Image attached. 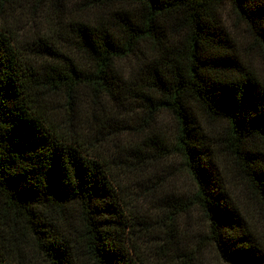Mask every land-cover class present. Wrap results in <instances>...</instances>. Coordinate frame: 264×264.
Listing matches in <instances>:
<instances>
[{
    "label": "trees",
    "instance_id": "1",
    "mask_svg": "<svg viewBox=\"0 0 264 264\" xmlns=\"http://www.w3.org/2000/svg\"><path fill=\"white\" fill-rule=\"evenodd\" d=\"M208 253L264 264V0H0V264Z\"/></svg>",
    "mask_w": 264,
    "mask_h": 264
},
{
    "label": "rangeland",
    "instance_id": "2",
    "mask_svg": "<svg viewBox=\"0 0 264 264\" xmlns=\"http://www.w3.org/2000/svg\"><path fill=\"white\" fill-rule=\"evenodd\" d=\"M169 165L172 169H170L168 171L166 170L167 171L166 174L173 172V177L171 180L175 182V185L177 187L176 189H178L177 191L181 194H184V195L189 194L191 191L190 190L191 185H190L189 181L183 176L182 171L181 170L177 171V169L179 168V166L177 165V162L170 163ZM161 173H163V175H165V172H161ZM207 256H208V261H209L208 264H219L218 262H216L214 260L213 257H211V254L208 253Z\"/></svg>",
    "mask_w": 264,
    "mask_h": 264
}]
</instances>
